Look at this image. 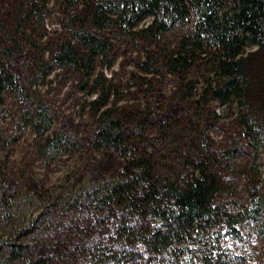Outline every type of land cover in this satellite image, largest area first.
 <instances>
[{
    "label": "rangeland",
    "instance_id": "rangeland-1",
    "mask_svg": "<svg viewBox=\"0 0 264 264\" xmlns=\"http://www.w3.org/2000/svg\"><path fill=\"white\" fill-rule=\"evenodd\" d=\"M74 16L84 19V9H70L65 0H0V58L6 72L16 76L22 87L17 93L5 92L0 105V192L5 189L7 193L0 194V234H16V227L35 218L40 219L38 226L50 228L55 214L51 230L24 241L31 245L36 258H49L53 264H88V259L84 263L72 261L79 253L77 243L83 242L80 234L85 241L92 238L103 247H116V225L110 218L68 200L71 194L117 180L125 164L114 149L98 150L94 146L99 130L92 106L96 78L54 63L62 43L74 44L82 55L86 52L84 43L75 39L83 30ZM87 28L96 35L91 23ZM183 31L182 27L174 29L165 40L172 45ZM102 35L110 42V49L98 58L97 76L104 75L105 79L99 78L102 84L97 87L109 80L114 92L118 89L112 97L115 110L125 109L135 115L147 105L149 113L145 116L149 120L140 133L155 144L162 169L166 172L176 167L179 171V154L198 161L197 152L207 159H221L227 191L218 199L220 206L237 213L249 208L252 193L264 194V153L254 135L239 125L237 103L202 102V85L194 84L192 97L182 79L168 75L167 69L154 79L143 73L141 65L147 61V54H158L157 47L162 46L160 37L126 34L119 28ZM6 50H12L13 56H3ZM208 70L205 63L196 66L189 81L202 80ZM142 78L151 80L152 85L143 86ZM42 106L52 125L38 132ZM55 134L70 144L67 153L51 155L42 149ZM13 196L18 211L16 226L4 218L8 207L3 199ZM238 232L226 238L230 254L244 257L248 264H263L264 214L246 220ZM69 248L77 252L71 255ZM64 251L69 253L65 260L61 257Z\"/></svg>",
    "mask_w": 264,
    "mask_h": 264
},
{
    "label": "trees",
    "instance_id": "trees-1",
    "mask_svg": "<svg viewBox=\"0 0 264 264\" xmlns=\"http://www.w3.org/2000/svg\"><path fill=\"white\" fill-rule=\"evenodd\" d=\"M65 1L70 9H84V19L78 16L74 19H78L77 24L83 30L76 33L75 39L84 43L86 52L82 55L74 44L62 43L54 63L63 68H76L89 79L96 78L92 92L96 99L92 106L99 130L94 146L98 150L114 149L125 160L117 180L71 194L68 200L79 208L110 218L116 225V247H103L92 238L85 241V236L80 234L83 242L77 243L79 253L72 261L248 264L244 257L230 254L226 238L238 234L246 220H255L264 214V194L252 193L249 208L241 213L221 207L218 199L227 191L221 159L213 156L207 159L198 152L195 156L200 161L179 154L182 168L178 171L176 167H169L165 172L158 162L155 144L140 133L149 120L145 116L149 108L143 104V109L135 115L125 109L115 110L112 97L118 94V89L114 92L115 87L109 80L100 89L97 87L102 84L98 79L104 78V75L97 76V61L110 49V42L102 35L108 29L160 37L162 46L157 47L158 54H147L141 71L154 79L167 69L168 75L182 79L192 97L195 85H202L203 93L199 94L202 102L212 100L225 106L237 103L239 125L254 135L264 153V0ZM87 23L92 24L96 35L88 30ZM180 27L185 29L182 37L169 45L166 35ZM251 47L256 50L249 51ZM11 51L6 50L2 55L11 57L14 54ZM204 63L210 69L209 75L203 74L198 82L189 81L191 71ZM141 83L152 85L147 78H142ZM7 91L17 93L22 87L16 76L6 72L0 58V105ZM38 117V132L44 130L43 126L51 127L52 120L43 106ZM65 141L55 134L45 141L42 149L47 154L62 155L70 147ZM0 194L7 195L5 189ZM14 198L3 199L8 207L4 218L11 226H16L14 216L18 213ZM55 217V214L51 216L52 222ZM39 220L35 218L23 227H16V234H0V264H53L49 258H36L31 245L24 242L49 228L38 226ZM52 222L49 230L53 228ZM68 251L71 255L77 252L74 248ZM68 254L64 251L62 259H67Z\"/></svg>",
    "mask_w": 264,
    "mask_h": 264
}]
</instances>
